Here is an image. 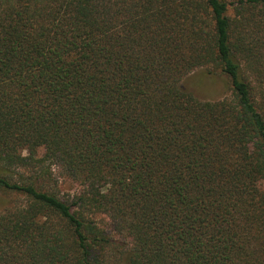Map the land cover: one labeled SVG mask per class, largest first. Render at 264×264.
<instances>
[{
    "label": "trees",
    "instance_id": "16d2710c",
    "mask_svg": "<svg viewBox=\"0 0 264 264\" xmlns=\"http://www.w3.org/2000/svg\"><path fill=\"white\" fill-rule=\"evenodd\" d=\"M263 182L264 0H0V264H264Z\"/></svg>",
    "mask_w": 264,
    "mask_h": 264
},
{
    "label": "rangeland",
    "instance_id": "374dc122",
    "mask_svg": "<svg viewBox=\"0 0 264 264\" xmlns=\"http://www.w3.org/2000/svg\"><path fill=\"white\" fill-rule=\"evenodd\" d=\"M197 71L190 73L183 81L182 86L185 90L190 91L196 97L201 99H215L223 96L228 92V88L222 80L216 79L217 83L209 84L207 81L199 82V76L196 75ZM264 186V182L262 183Z\"/></svg>",
    "mask_w": 264,
    "mask_h": 264
}]
</instances>
